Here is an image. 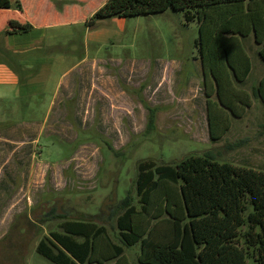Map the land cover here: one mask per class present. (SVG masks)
<instances>
[{
    "label": "rangeland",
    "instance_id": "rangeland-1",
    "mask_svg": "<svg viewBox=\"0 0 264 264\" xmlns=\"http://www.w3.org/2000/svg\"><path fill=\"white\" fill-rule=\"evenodd\" d=\"M85 1L50 3L56 10L82 6L90 14L94 3L88 11ZM88 21L55 22L8 43L0 36V66L13 67L29 84L0 82V182L9 185L0 191V264H53L36 252L38 242L58 230L61 219L46 217L51 209L74 219L99 216L111 241L121 245L109 215L127 196L137 206L140 162L174 164L209 152L220 161L264 170V105L253 95L264 66L251 39L245 47L252 71L240 87L251 107L240 118L228 115L227 130L211 142L199 90L196 23L172 10L99 19L91 31ZM90 34L98 36L97 44ZM27 42L39 50L32 52L38 62L26 72L19 60L31 53H11ZM161 66L169 71L158 80ZM123 249L126 260L120 264H136L140 243ZM115 262L101 257L92 264Z\"/></svg>",
    "mask_w": 264,
    "mask_h": 264
},
{
    "label": "trees",
    "instance_id": "trees-1",
    "mask_svg": "<svg viewBox=\"0 0 264 264\" xmlns=\"http://www.w3.org/2000/svg\"><path fill=\"white\" fill-rule=\"evenodd\" d=\"M10 8L9 0H0V10ZM166 10L182 12L186 23L197 25L207 126L210 141L217 142L228 115L240 118L251 107L239 88L251 72L244 43L253 36L264 63V0H108L87 26ZM31 30L29 23L10 20L3 34ZM253 95L264 105V76ZM134 183L137 206L127 196L109 215L121 245L111 241L99 216L74 219L51 209L46 217L61 219L58 230L41 239L36 252L53 264H92L101 257L120 264L126 260L123 247L140 243L136 264H264V170L206 152L174 164L140 162Z\"/></svg>",
    "mask_w": 264,
    "mask_h": 264
},
{
    "label": "crops",
    "instance_id": "crops-1",
    "mask_svg": "<svg viewBox=\"0 0 264 264\" xmlns=\"http://www.w3.org/2000/svg\"><path fill=\"white\" fill-rule=\"evenodd\" d=\"M92 1L94 3V6H93L94 10H92L91 12H88L90 14H84V12H82L83 7L78 6V5L77 6L76 5H63L61 7V10H56L55 5L51 4L49 0H15L14 5H12V3H11L10 9L0 10V36H4L3 38L8 43L11 41V38H13V37H16L19 35H21V36L22 35H26V36L30 35L31 36L32 34H35V32L44 31V30L48 29L49 26L53 25L55 22L56 23L60 22L59 24H64V25H74L76 23L84 24V20L85 19L91 20L92 17L94 16V14L97 13L101 8H103L107 4L108 0H100L101 2H99V3H98V0H86L85 1V3H86L85 8H87L88 11H90ZM16 3L21 5L22 11H19L17 9ZM166 11H168V10H166ZM166 11L159 12L156 14H164ZM148 15H153V14H148ZM141 16H147V15H141ZM135 17H137V16H135ZM10 20L18 21L20 24L29 23L32 25V30L29 31L28 33H25V34L5 35V34H3V31L5 30V27L8 23V21H10ZM95 25H96V22H95ZM86 27L89 28L88 31H91L92 29H94L95 26L88 27L86 25ZM34 38H36V36ZM88 38L90 39V42H92L94 44H97L99 41L98 36H96L94 34L88 35ZM37 39H38V36H37ZM250 39L252 40L253 44L257 47V50H258L259 46H257L254 43L253 36H251ZM250 39L246 40L244 45L247 42H249ZM35 43L38 45L39 40H36ZM245 49H246V47H245ZM38 50H39V48H35V45L33 46L32 44H30V42H27V43H23L22 46H20L19 48L14 49V51L11 54L16 55V56L20 55L23 57L24 54L31 53V55L29 54V56L27 58L23 57L24 59L19 60L20 62L18 64L19 66H22L24 68V70L27 72V71H30L35 66V64L38 62V58H34L35 56L32 53V52L38 51ZM246 52H247V50H246ZM258 60L260 61L259 58H258ZM261 64L264 66V63L261 62ZM157 70L160 72V75H161L158 78V80H159L160 78L162 79L163 73L165 70H166V73H168L169 67L165 68V67L161 66ZM200 70H201V65H200ZM251 71H252V61H251ZM250 74H251V72H250ZM250 74H249V76H250ZM249 76H248V78H249ZM248 78L246 79V81L248 80ZM0 82L6 83V84H9L12 86L22 87V88L29 87V84L27 83L28 81L25 82V81L21 80L19 74L16 72L15 69H13V67L0 66ZM61 86L62 85L59 86L56 95H54L52 98V101L54 99H56ZM156 90L159 92H161V90H163L161 85H160V81L156 85ZM199 90H200V94H202L201 93L202 92V85H200ZM189 92H191V87L189 88ZM189 92H188V94H189ZM179 95H185V94L180 93ZM39 100H41V98H39ZM52 104H53V102L50 103V106ZM49 111H50V109H49ZM11 144H14V143H11ZM8 188H9L8 184L1 185V182H0V191L6 190Z\"/></svg>",
    "mask_w": 264,
    "mask_h": 264
}]
</instances>
